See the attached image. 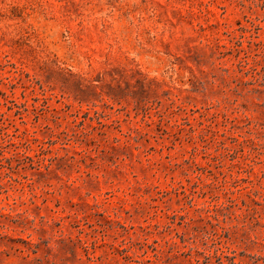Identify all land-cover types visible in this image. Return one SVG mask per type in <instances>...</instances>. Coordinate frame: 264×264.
Masks as SVG:
<instances>
[{
	"label": "rangeland",
	"instance_id": "374dc122",
	"mask_svg": "<svg viewBox=\"0 0 264 264\" xmlns=\"http://www.w3.org/2000/svg\"><path fill=\"white\" fill-rule=\"evenodd\" d=\"M0 264H264V0H0Z\"/></svg>",
	"mask_w": 264,
	"mask_h": 264
}]
</instances>
